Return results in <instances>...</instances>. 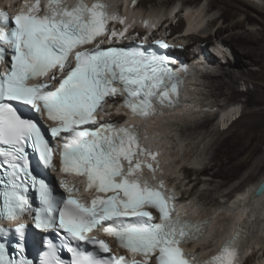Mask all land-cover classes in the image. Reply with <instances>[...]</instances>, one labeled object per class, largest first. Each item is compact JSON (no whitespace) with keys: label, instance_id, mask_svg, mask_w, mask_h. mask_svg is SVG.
Segmentation results:
<instances>
[{"label":"snow or ice","instance_id":"6c2138e0","mask_svg":"<svg viewBox=\"0 0 264 264\" xmlns=\"http://www.w3.org/2000/svg\"><path fill=\"white\" fill-rule=\"evenodd\" d=\"M47 7L42 16L38 14V4L29 13L21 12L12 18L0 11V63L5 64L0 71V146H7L0 147V157L4 158L0 166L6 165L9 177L0 193L4 218L14 220L33 211L37 228L62 229L69 238L70 264H129L124 257L100 255L110 251L108 244L87 235L102 227L104 221H113L115 227H104L103 231L116 236L121 246L133 254L151 255L156 264H192L179 244L198 238L206 225L176 218L172 198L164 195L163 182L156 187L143 175H137L142 169V161L137 157L149 155L155 159L157 155L140 146L137 128L116 127L110 122L91 129L82 127L96 125V114L103 110L107 98L121 92L125 94V108L134 116L154 115L158 106L171 104L177 88L167 57L146 54L140 49H102V41H97V37L106 35L111 41L127 31L107 32L106 5L89 6L83 0L68 5L61 0H49ZM90 44L95 47H85ZM10 102L30 106L55 122L48 131L53 139L63 141L62 172L86 177L90 192L112 195L94 198L91 206L73 198L53 197L49 186L20 163L26 160L25 148L30 142L43 164L52 167L53 147L40 126L21 119ZM146 166L154 171L151 164ZM29 182L33 187L38 185L41 207L36 210L23 195ZM146 206L158 209L160 223L143 219H151V213L142 210ZM126 217H137L139 221L125 223ZM22 229L20 225L16 231L22 234ZM239 241L238 232L206 264H235ZM82 243L98 246V250H85ZM49 249L41 264H64L51 244ZM0 264L30 262L6 259L0 245Z\"/></svg>","mask_w":264,"mask_h":264},{"label":"bare ground","instance_id":"6f19581e","mask_svg":"<svg viewBox=\"0 0 264 264\" xmlns=\"http://www.w3.org/2000/svg\"><path fill=\"white\" fill-rule=\"evenodd\" d=\"M107 1L111 5V14H122L118 15V17L123 20L125 24L128 23L130 25L131 23H137L134 25V32L137 34H144L141 27L149 31L154 24L166 17L167 13L174 15V17L177 16V14L174 13V5L176 6L178 3L176 0H138L135 8H133L131 0ZM201 1L202 0H181L183 6H187V4L194 5L191 11L189 9L187 10L188 13L184 14L189 26L188 28L184 27V20L179 19L177 27L171 25L168 29L172 30L173 35H178L176 40L180 44L184 45L187 41L189 42L185 50L180 53L186 60L190 61L189 64L191 65L189 68L190 70L186 73L188 90L190 91L192 84L194 86L195 83L192 80L195 75V67L201 65L203 69L205 68L202 64L194 62V60L202 53H205L211 64L215 65V69H213L212 72L207 71L204 75H201L208 79L207 90L210 93V98H215L217 100L224 98L229 100L225 102V106H232V110L236 109L237 113L232 115L231 122L225 130L221 129L219 126H216L214 130H212L211 133H213L215 139L209 148L211 150L209 161L204 167H194L193 169H196L194 173L185 168L182 169V167L180 168L181 170L178 171L169 167V161L173 158L170 156L172 154L169 153L170 150L166 147L162 134H165L166 131L168 132L169 129L167 130V128H169L171 122L174 120L184 121L185 118H191L193 123L188 126L189 129L182 128L183 133H185L186 130H191V132L198 133L199 135H201L202 131L208 133L209 126L217 119L216 113L213 111V104L208 103L209 105L207 104V106L213 108L212 111L214 114L207 112V114L197 119L194 115L192 116V114H190V106L193 104L194 98L190 97V92H185L186 101L181 108L154 118L136 119L135 122L145 130L147 136L145 139L146 148H158L160 152H162L161 158L157 159L156 162L159 163V167L162 166L163 178L168 179V176L172 175L171 178L173 179H168V181L170 180L169 182L172 187L177 189V192L183 187L181 181L177 182L179 178H176L180 173H192L207 178L206 182H201L202 177L196 178V185L191 187L192 190L198 188L200 183L210 186L209 189L207 188L199 195V200L207 203L213 202L210 196L214 193H221L230 200L229 197H231V193H222L223 190L228 186L229 182L247 168L248 174L235 190L239 193L240 191L244 192L245 188L257 183L255 185L256 188L260 182L264 181V108L262 107L264 106L262 105L264 103V8L256 5H249L247 4L249 3L247 0H209L207 9L203 13L200 9ZM116 2H120L119 6ZM251 2L254 3L253 1ZM121 5H123L122 13L117 12ZM28 8H31V5ZM216 9L221 10L220 16L208 19L207 17H210V14ZM165 10L167 11L165 12ZM171 21H173V19H171ZM185 28L190 32L189 34L184 30ZM210 29L212 32L208 33ZM183 31L186 33L185 35L181 34ZM153 37H157L156 32L152 33V38ZM228 41L236 43V50L233 46L231 47V45L227 44ZM201 43H205L204 49H207L206 51H203V47L200 46L195 48L197 44ZM208 48H213L216 53L210 52ZM213 49L212 51H214ZM190 50H195V52ZM230 56L233 57V60H235L237 56V62H230L232 61L230 60ZM223 59L227 60V62L224 63ZM227 64L239 66L240 70L227 68ZM253 66L257 68L252 69ZM219 70L221 72H219ZM216 72H219V74ZM198 76L197 74V77ZM248 82L253 84L252 89L248 88L246 93H239L238 85L242 84L244 86ZM188 93L190 95H188ZM244 96L247 97V108L244 112H241L240 116H237L239 111L237 106L238 103L234 98ZM207 106H204L203 103L199 109L203 107L207 108ZM221 106L215 108L218 116L221 115V118L227 117L226 114L229 112ZM113 119L121 118L113 117ZM145 160L146 158L141 155L140 161L144 162ZM208 170L211 171L210 174ZM168 171H170V175L167 174ZM186 178L187 177L184 176V179ZM189 184L190 182H188L186 186ZM254 190H252L253 192L249 191V193L245 192L246 196L234 201L233 205L229 208L225 207L226 203L224 206H219V208H224L223 212L226 220V228L223 233L219 235L218 238L215 237V240L212 239L214 240L213 243L211 241L206 245L207 241L210 240L209 234L213 228L212 219L209 231L203 234L192 246H185L187 253L197 258H203L211 249L223 243L228 230L232 229L237 221L246 213H250V219L247 220L249 233L253 221L255 218H259V215L264 209V193L261 196H254ZM191 192H181L182 202L185 203V205L180 206V211H186L187 214L192 216L195 220L211 217L207 215L197 216L191 213V210H193L192 205L188 202L191 198ZM239 202H241V204ZM207 214L210 215L211 213ZM262 217L264 220V215H262ZM259 225L261 226V223ZM252 242L253 241H249L248 245L253 244ZM248 245L246 247L247 249L249 248ZM260 249L262 248H259L257 251L252 250L251 254L245 258L243 264H255L256 261L253 259H256L259 264H264V261H260V259H262L261 253H264V251L261 252L262 250L259 251ZM256 255L257 257H255Z\"/></svg>","mask_w":264,"mask_h":264},{"label":"rangeland","instance_id":"374dc122","mask_svg":"<svg viewBox=\"0 0 264 264\" xmlns=\"http://www.w3.org/2000/svg\"><path fill=\"white\" fill-rule=\"evenodd\" d=\"M176 1H181V0H176ZM232 1H237V0H232ZM251 1H253L254 3H252ZM251 1L247 0V2H249L247 4L256 5L258 7L264 8V0H251ZM116 3L119 6L120 2H116ZM208 3H209V0H205V1L202 0L201 1V4H200L201 6L200 5L199 6H200V9L203 11V13L207 9ZM220 14H221V10L220 9H216L212 14H210V17L208 16L207 18L210 19V18H213V17H218V16H220ZM178 24H179V22H178ZM178 24L176 26H173V27H177ZM199 26H197V27H199ZM227 44L231 45V47L233 46L235 48V50H236V43L235 42H229L228 41ZM208 49L212 53H216V51L213 48H208ZM212 49L214 51H212ZM232 58L233 57L230 56V60H232L230 62H232V63L235 62L236 63L237 62V56L235 57V60H233ZM216 60H219V59H216ZM226 62H227V60H224V63H226ZM227 68L240 70L239 66H234L233 64H231V65L227 64ZM256 68L257 67H255V66L252 67V69H256ZM203 70H206V69L204 68ZM212 70L213 69L210 68V69H208V72H212ZM219 72H221V71L219 70ZM219 72H216V73L219 74ZM192 80L195 83H194V86L192 84L190 91H188V92H190L191 95L189 93H188V95H190L191 98H194L195 104L193 102V104H191V106H190L191 109L190 108L189 109H190V112H191L190 114H192V116L194 115L197 119H199L203 115L207 114V112L208 113L210 112L212 114L213 111L215 110V108H218L221 105H222L221 107H223L225 105V102L229 101V100H226L224 98L218 99V100L215 99V98H210V93L207 90L208 79L204 78V76H198L197 77V75L195 74L194 78H192ZM252 87H253V84L248 82L244 86L242 84L238 85V90H239V93H246V90L248 88L252 89ZM234 100H236L237 103H238L237 105H238V110H239L238 114L239 115H237V116H240L241 112H244L245 109L247 108V103H246L247 97H245V96L244 97H235ZM203 103H204V106H207L208 103L209 104H213L214 105L213 106L214 110L211 107L209 108V106H207V108H209V109H207L206 107H203V108L199 109V107L201 105H203ZM262 105H264V103ZM262 107L264 108V106H262ZM235 113H237V112H235ZM229 114L230 113L226 114V116L228 117ZM191 120H192L191 118H185L184 121L174 120L169 125V128H167V130L169 129L171 132L168 130V132L166 131L165 134H162L163 140H165V143H166V147L170 150L169 153L172 154L170 156L173 158V159H171L169 161V167L174 168L176 171L181 170L180 168L182 167V169L185 168V169L190 170L191 172L194 173L195 170H196V169H193L194 167L195 168L204 167L208 163L209 158H210L211 150L209 148H210L211 144L213 143V141L215 139L213 133H211V132H212V130H214V128L216 126H219V125L217 124V121L215 120L213 122V124L209 126V132L208 133H204V131H202L201 135H199L198 133H193V132H191V130H186V132L183 133L182 128H188V126L193 123ZM240 120H242V119H240ZM224 125H226V127H224V128H222L220 126L219 127L221 129L225 130L228 125L227 124H223V126ZM263 149H264V146H263ZM169 172L170 171H168L167 174H169ZM208 173L210 174L211 171L208 170ZM184 174H187V173L185 172V173H180L179 175H177V177L179 178V180H177V182L181 181V183L183 184V187L180 189V193L183 192V191L184 192H186V191H190L191 192L192 191L190 193L191 194V196H190L191 198L188 201L192 205V209L193 210H191V213H193V214H195L197 216H205V215L211 216L212 217L211 219H213V228H212L211 233L209 234L210 235V237H209L210 240L207 241V243H206V245H208L211 241L213 243V241L216 238H218V236L221 235L223 233L224 229L226 228L225 227L226 220L224 218L225 214L223 212L224 208H219V206H224V204L226 203L225 207L229 208L231 205H233L234 201H237V200L245 197L246 196L245 192L246 193L247 192L249 193V191L253 192L252 190L255 189V185L257 183L245 188L244 192L240 191V193H239L237 190H235L236 187L239 186V184L244 180V178L248 174V168H247V169L243 170L239 175H237L231 182H229L228 186L223 190L222 193H231V197H229L230 200L228 199V197H224L221 193L220 194L214 193V194H212L210 196V199L213 202H207L208 203L207 204L206 202L204 203V202H202V200H199V195L204 190H206L207 188L209 189L210 186H208L207 184H203V183L201 184L200 183L198 188H195V189L192 190L191 187H193L197 183L196 182V178H198L200 176L196 175V174H192V173L187 174V175H184ZM184 176L187 177V178L184 179ZM206 176H208V175H206ZM206 179L207 178L202 177L201 178V180H202L201 182H206ZM188 182H190V184L186 186V184ZM240 194H242V195H240ZM227 199L229 200V202H228ZM239 203L241 204V202H239ZM262 211L263 212L260 215L258 213L259 218H257V219L255 218V220L253 221L252 226L250 227L251 229L249 231V241H253L252 242L253 244H251L252 246L249 244V250L250 251L251 250L257 251L259 248H262L259 251H261V250L264 251V220L262 219L263 218L262 215H264V209ZM207 213H211V214L209 215ZM214 219H215V222H214ZM260 223H261V226L259 225ZM262 224H263V226H262ZM212 239H214V240H212ZM250 246H251V248H250ZM255 257H257V255ZM253 260L256 261V259H253ZM247 264H250V263H247Z\"/></svg>","mask_w":264,"mask_h":264},{"label":"water","instance_id":"95a60500","mask_svg":"<svg viewBox=\"0 0 264 264\" xmlns=\"http://www.w3.org/2000/svg\"><path fill=\"white\" fill-rule=\"evenodd\" d=\"M264 181L260 182L258 186L255 188L253 195L254 196H261L264 193Z\"/></svg>","mask_w":264,"mask_h":264}]
</instances>
